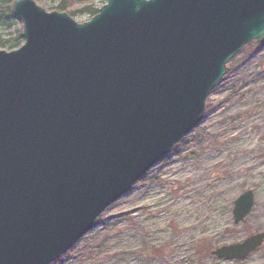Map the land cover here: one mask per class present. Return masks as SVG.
<instances>
[{"label":"water","instance_id":"1","mask_svg":"<svg viewBox=\"0 0 264 264\" xmlns=\"http://www.w3.org/2000/svg\"><path fill=\"white\" fill-rule=\"evenodd\" d=\"M10 9L24 42L0 50V264H49L200 121L226 63L264 41V0H107L84 22ZM263 239L212 253L241 260Z\"/></svg>","mask_w":264,"mask_h":264},{"label":"rangeland","instance_id":"2","mask_svg":"<svg viewBox=\"0 0 264 264\" xmlns=\"http://www.w3.org/2000/svg\"><path fill=\"white\" fill-rule=\"evenodd\" d=\"M33 1L52 11L58 0ZM12 33L0 24L3 39ZM225 66L200 121L49 264H264V244L241 260L212 253L264 230V41L248 42ZM245 190L253 206L236 224L233 202Z\"/></svg>","mask_w":264,"mask_h":264},{"label":"trees","instance_id":"3","mask_svg":"<svg viewBox=\"0 0 264 264\" xmlns=\"http://www.w3.org/2000/svg\"><path fill=\"white\" fill-rule=\"evenodd\" d=\"M12 0H0V24L8 27H13V37L3 39L0 34V46L8 49H13L20 45L23 40L21 35V26L18 28L19 21L10 9V2ZM80 1V0H79ZM98 6L95 3H89L81 7L77 6V0H58L53 7L54 10L65 11L72 17L77 14H87L92 17L98 12Z\"/></svg>","mask_w":264,"mask_h":264},{"label":"flooded vegetation","instance_id":"4","mask_svg":"<svg viewBox=\"0 0 264 264\" xmlns=\"http://www.w3.org/2000/svg\"><path fill=\"white\" fill-rule=\"evenodd\" d=\"M262 231H264V230H262ZM258 232H261V231H257L255 233H258ZM263 244H264V239H263L262 243L260 244V246H258L256 249H259Z\"/></svg>","mask_w":264,"mask_h":264},{"label":"bare ground","instance_id":"5","mask_svg":"<svg viewBox=\"0 0 264 264\" xmlns=\"http://www.w3.org/2000/svg\"><path fill=\"white\" fill-rule=\"evenodd\" d=\"M206 205H208V203H207ZM200 210H201V209H200Z\"/></svg>","mask_w":264,"mask_h":264}]
</instances>
